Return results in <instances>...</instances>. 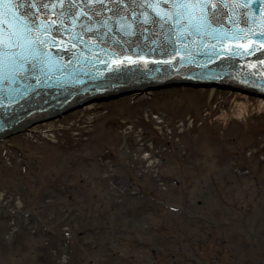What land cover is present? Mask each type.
Wrapping results in <instances>:
<instances>
[{"label": "rangeland", "instance_id": "1", "mask_svg": "<svg viewBox=\"0 0 264 264\" xmlns=\"http://www.w3.org/2000/svg\"><path fill=\"white\" fill-rule=\"evenodd\" d=\"M261 99L148 90L0 140V264H64L71 248L60 230L93 227L104 233L83 237L105 251L85 247L84 264H264Z\"/></svg>", "mask_w": 264, "mask_h": 264}, {"label": "water", "instance_id": "2", "mask_svg": "<svg viewBox=\"0 0 264 264\" xmlns=\"http://www.w3.org/2000/svg\"><path fill=\"white\" fill-rule=\"evenodd\" d=\"M183 85L264 97V0H0V139Z\"/></svg>", "mask_w": 264, "mask_h": 264}, {"label": "trees", "instance_id": "3", "mask_svg": "<svg viewBox=\"0 0 264 264\" xmlns=\"http://www.w3.org/2000/svg\"><path fill=\"white\" fill-rule=\"evenodd\" d=\"M133 178V177H132ZM136 182V181H135ZM142 185V184H141ZM143 186V185H142ZM140 187V186H139ZM142 191L144 192L145 195L150 194V196L152 195L153 192H149L148 190H146L145 188L142 187ZM151 199H156V198H151ZM100 214V213H99ZM94 214L92 213V217ZM101 217H106V214H100ZM96 218V217H95ZM210 221V220H209ZM211 222V221H210ZM103 229L98 228V227H93L92 228H87L86 230H79V232L77 230L73 231L72 233V240L69 244V247L71 248V252H72V260H71V264H84L86 261H88L89 259H87L86 256H84L83 252H86V249H84L85 247H88V250H95L96 253H102V250H100V244L102 243V239H99L98 242H93L91 240H85V238L83 237L84 235L90 234V235H95L98 231L104 233L103 231H101ZM106 231H110V230H106ZM106 234V233H105ZM60 236H62L61 230H60ZM95 239V238H94ZM98 239V238H96ZM95 239V240H96ZM64 241L60 238V245H63ZM41 250H43V256H51V254L49 253V249L47 246H41ZM105 251V250H104ZM155 251V250H154ZM89 253V252H88ZM90 254V253H89ZM106 255V253L104 254ZM176 255V254H175ZM133 256V255H132ZM86 258V260H85ZM44 259V258H43ZM91 262V260H90ZM147 262L145 261V264ZM143 264V263H142Z\"/></svg>", "mask_w": 264, "mask_h": 264}, {"label": "bare ground", "instance_id": "4", "mask_svg": "<svg viewBox=\"0 0 264 264\" xmlns=\"http://www.w3.org/2000/svg\"><path fill=\"white\" fill-rule=\"evenodd\" d=\"M143 89H138V90H134L132 94L138 96L144 93V91H142ZM261 101H264V98L261 99Z\"/></svg>", "mask_w": 264, "mask_h": 264}]
</instances>
